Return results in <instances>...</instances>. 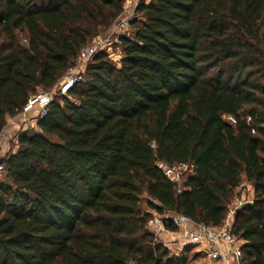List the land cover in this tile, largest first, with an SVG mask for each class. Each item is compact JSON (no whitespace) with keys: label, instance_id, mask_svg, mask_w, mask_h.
Here are the masks:
<instances>
[{"label":"trees","instance_id":"16d2710c","mask_svg":"<svg viewBox=\"0 0 264 264\" xmlns=\"http://www.w3.org/2000/svg\"><path fill=\"white\" fill-rule=\"evenodd\" d=\"M124 11L0 0V133ZM136 12L123 57L98 52L0 159V264H187L143 201L221 226L243 181L255 196L232 229L243 264H264V0H141ZM178 165L189 172L173 181L163 166Z\"/></svg>","mask_w":264,"mask_h":264},{"label":"built area","instance_id":"2783aa9c","mask_svg":"<svg viewBox=\"0 0 264 264\" xmlns=\"http://www.w3.org/2000/svg\"><path fill=\"white\" fill-rule=\"evenodd\" d=\"M116 31L111 29L107 38H102L101 35L96 36L91 44L81 50L74 68L87 64L98 52L103 51L110 54L111 38ZM74 71L70 70L51 90L39 91L28 98L17 115L23 124L32 118L39 121L48 112L54 94L68 96L78 83L85 81L83 73ZM31 114L34 115L29 119ZM5 139V134L0 133V153ZM177 167L185 169L187 165L163 166L165 174L173 181L180 180V174L176 175L175 173ZM3 170L4 164L1 163L0 172ZM232 226L233 223L229 219L221 226H212L197 223L183 214L173 212L160 214L152 211V215L148 219V228L157 239L162 234H166L168 238L173 237V239L163 241L165 246L171 247L177 243L180 252L194 247L208 260L205 264H243L242 246L245 241L234 234Z\"/></svg>","mask_w":264,"mask_h":264},{"label":"rangeland","instance_id":"374dc122","mask_svg":"<svg viewBox=\"0 0 264 264\" xmlns=\"http://www.w3.org/2000/svg\"><path fill=\"white\" fill-rule=\"evenodd\" d=\"M124 1H125V11L122 14V16L112 25V27L109 30L103 31L101 34H99L102 36V38H107L110 34L111 29L117 30L116 33L111 38L112 45L110 48L111 58L116 61H119L123 57L122 49L119 46L120 36L132 35L134 31L133 22L134 20L139 19L140 17L139 14H137L136 9L141 0H124ZM91 43L92 42H90V44ZM88 63L85 65L78 66L77 68H74L75 71L74 69H70V70L74 72L83 73V77L86 79L84 74L88 67ZM39 91H43V90H39ZM56 95L57 94L53 95V99L56 98ZM33 115L34 114L29 115L28 118L30 119ZM226 119L231 120L230 117H226ZM37 123H38V119L36 118H32L26 124H23L22 120L18 116L9 117L7 126L3 131L6 139H5V143L3 145L2 151L0 153V159L5 157L6 154L12 153L19 148L18 138L21 133L27 132V131L33 132V133L37 132L38 130ZM188 172H189V166H187V168L185 169L179 168V167L175 169L176 175L177 173L180 174V179ZM3 173L4 172L0 174V178L4 177ZM254 196H255V193H254L253 187H251L249 184H246L243 181L241 186L237 188L233 193V198H232L231 203L228 206L227 216H226L225 221L229 219L234 224V221L236 217L238 216V214L247 205L253 203ZM143 207L145 210L152 212V210L147 206L146 199L143 201ZM171 238L173 239V237L168 238L166 234H162L161 236L158 237V240L160 242L162 241L161 243H164L163 241H166L167 239H171ZM168 248L172 256L187 258V264H205L206 262H208V260H206L204 255L194 247H191L190 249H188L186 254H184L185 252H180V249L177 243L173 244V246L168 247Z\"/></svg>","mask_w":264,"mask_h":264},{"label":"crops","instance_id":"0c3cea01","mask_svg":"<svg viewBox=\"0 0 264 264\" xmlns=\"http://www.w3.org/2000/svg\"><path fill=\"white\" fill-rule=\"evenodd\" d=\"M246 184H249L251 187H252V185L250 184V183H248L247 181H244Z\"/></svg>","mask_w":264,"mask_h":264}]
</instances>
